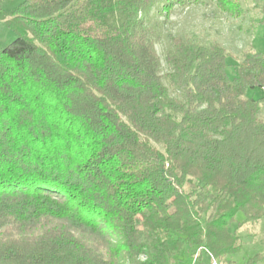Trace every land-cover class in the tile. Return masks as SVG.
Returning a JSON list of instances; mask_svg holds the SVG:
<instances>
[{"label":"trees","instance_id":"1","mask_svg":"<svg viewBox=\"0 0 264 264\" xmlns=\"http://www.w3.org/2000/svg\"><path fill=\"white\" fill-rule=\"evenodd\" d=\"M159 3L198 0L0 10L15 35L0 50V264H169L187 246L235 264L237 229L264 219V95L248 97L264 56L242 53L230 78L220 45L170 37L162 74L145 21Z\"/></svg>","mask_w":264,"mask_h":264},{"label":"rangeland","instance_id":"2","mask_svg":"<svg viewBox=\"0 0 264 264\" xmlns=\"http://www.w3.org/2000/svg\"><path fill=\"white\" fill-rule=\"evenodd\" d=\"M23 0H2L0 10L10 12ZM191 1V0H187ZM163 3L154 5L145 17L147 26L151 30L150 38L154 41L156 52L159 56L162 74L169 68L166 64V56L172 51L170 37L182 40L185 43L209 46L218 44L229 55L226 60L227 75L232 78L236 75V67L242 61V53L253 51L264 56V0H245L241 3L246 13L234 18L217 11L210 0H198V3L190 5H174L166 15L161 11ZM215 16V17H214ZM15 39L14 33L5 21H0V50L5 48ZM173 95V93H170ZM264 95L263 91L254 90L248 92V97L255 100ZM261 117L264 120V105L261 107ZM168 211H173L168 205ZM243 215L237 214L235 223L230 227L233 232L237 223L243 221ZM237 235L242 243V249L236 255L227 260L235 264H246L247 261L260 254L264 248V219L255 224H245L237 229ZM198 247H184L183 251L175 255L169 264H208V256L201 250L202 255L197 261L189 258ZM202 252V253H201ZM195 254L193 257L196 256ZM139 263L144 262V257L138 258ZM224 262V260L219 259ZM225 263V262H224ZM128 264V263H125ZM226 264V263H225ZM258 264H264V261Z\"/></svg>","mask_w":264,"mask_h":264},{"label":"built area","instance_id":"3","mask_svg":"<svg viewBox=\"0 0 264 264\" xmlns=\"http://www.w3.org/2000/svg\"><path fill=\"white\" fill-rule=\"evenodd\" d=\"M194 261H198V256L194 257ZM208 264H225L223 261L219 260V259H215V258H210L208 259Z\"/></svg>","mask_w":264,"mask_h":264},{"label":"crops","instance_id":"4","mask_svg":"<svg viewBox=\"0 0 264 264\" xmlns=\"http://www.w3.org/2000/svg\"><path fill=\"white\" fill-rule=\"evenodd\" d=\"M188 247V246H187ZM186 248V247H185ZM197 251H194V253L193 254H195V252H197L196 253V256H198V260L201 258V261H204L203 260V258H202V255L199 253V249H196ZM202 253V252H201ZM190 257L189 258H193V261H194V255H192V253L189 255Z\"/></svg>","mask_w":264,"mask_h":264}]
</instances>
